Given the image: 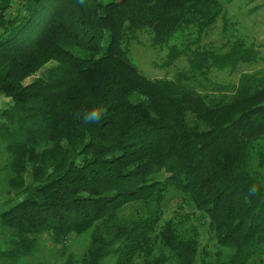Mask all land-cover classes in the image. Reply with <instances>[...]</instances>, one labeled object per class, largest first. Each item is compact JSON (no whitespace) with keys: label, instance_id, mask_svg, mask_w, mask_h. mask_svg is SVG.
<instances>
[{"label":"trees","instance_id":"16d2710c","mask_svg":"<svg viewBox=\"0 0 264 264\" xmlns=\"http://www.w3.org/2000/svg\"><path fill=\"white\" fill-rule=\"evenodd\" d=\"M222 16L219 0H0V264H29L45 236L84 244L62 264H264V72L197 81L252 63L241 43L194 52L174 79L129 60L138 30L172 62L177 33ZM94 107L100 121L84 124ZM173 192L217 253L190 215L166 217Z\"/></svg>","mask_w":264,"mask_h":264},{"label":"rangeland","instance_id":"374dc122","mask_svg":"<svg viewBox=\"0 0 264 264\" xmlns=\"http://www.w3.org/2000/svg\"><path fill=\"white\" fill-rule=\"evenodd\" d=\"M107 4L111 0H102ZM117 1V0H115ZM223 7L224 17H220L215 25L207 29L202 35L198 29L188 28L177 33L170 42V47L183 53L179 58L170 62V51L167 47H156L153 44V37L149 30H138L127 45L129 50V60L134 63L140 73L149 80L156 79H174L179 72L190 71V61L194 52L211 51L217 56L228 54L231 48L241 43L240 46L250 51L252 63L242 62L234 70L226 68L225 70L213 68L208 76V81H204L200 75L197 81L205 86L210 84L217 85H237L240 76L245 73L264 72V0H219ZM212 62V61H210ZM55 64H50L52 67ZM44 69L43 72H45ZM37 76H41L43 73ZM35 78L29 79L26 84H32ZM202 91H205L202 90ZM213 91V89H208ZM7 100L0 96V111L10 108ZM4 165L3 156L0 155V167ZM1 169V168H0ZM4 173L0 174V206L10 197L7 194V186L4 181ZM184 207L180 210L179 207ZM191 216L189 225H195L201 232L202 246L210 254L217 253L213 236L208 229V223L202 219L201 214L195 212L176 192L169 196L166 202V217ZM165 217V219H166ZM205 221L204 223L202 222ZM203 223V224H202ZM84 244L78 240H72L63 249L56 246L51 238L45 236L41 240L39 252L28 260L29 264H62L63 253L80 255L83 252Z\"/></svg>","mask_w":264,"mask_h":264},{"label":"clouds","instance_id":"9594fccd","mask_svg":"<svg viewBox=\"0 0 264 264\" xmlns=\"http://www.w3.org/2000/svg\"><path fill=\"white\" fill-rule=\"evenodd\" d=\"M103 109L100 107H94L91 110L87 111V113L83 116V123L90 124V123H98L103 115ZM256 189L253 187L250 189V195H255Z\"/></svg>","mask_w":264,"mask_h":264}]
</instances>
